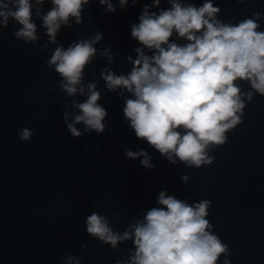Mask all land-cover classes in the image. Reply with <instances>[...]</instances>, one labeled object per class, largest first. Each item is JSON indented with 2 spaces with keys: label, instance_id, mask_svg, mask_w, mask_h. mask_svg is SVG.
<instances>
[{
  "label": "water",
  "instance_id": "1",
  "mask_svg": "<svg viewBox=\"0 0 264 264\" xmlns=\"http://www.w3.org/2000/svg\"><path fill=\"white\" fill-rule=\"evenodd\" d=\"M150 2L138 0L133 6L130 0L122 10L113 0L117 8L111 14L99 0H90L83 23L62 27L57 39L67 48L77 33L86 38L100 30L104 40L97 47L111 45L112 67L126 73L131 68L126 57L135 58L139 46L131 38L130 25L138 23L143 5ZM192 2L199 6L203 0ZM214 3L226 22L264 12V0H255L251 10L238 0ZM44 7L46 11L51 4ZM161 7H168L167 0ZM33 19L42 37L35 45L15 39L19 25L14 21L0 30V264H60L64 254L82 257V264H115L117 257L127 255L131 242L117 250L101 244L86 234V217L93 211L107 215L113 229L122 231L133 216L142 218L143 211L158 206L162 190L189 203L211 200L207 219L229 245L231 264H264V97L256 95L247 104L243 123L210 153L214 163L200 168L172 165L137 139L124 119L123 99L109 93L102 80L99 103L108 111L104 122L114 131L74 138L63 121V106L71 98L56 87L59 77L46 67L55 45L41 50L47 36L41 21ZM260 23L264 30V21ZM105 66V59L97 57L86 69L85 83L99 80ZM49 85L55 91H49ZM243 87L247 90L248 85ZM77 127L82 130V125ZM22 128L34 131L31 140L19 139ZM126 146L148 151L155 169L126 158ZM184 174L189 176L187 185L180 179ZM82 244H87V252H81Z\"/></svg>",
  "mask_w": 264,
  "mask_h": 264
},
{
  "label": "clouds",
  "instance_id": "2",
  "mask_svg": "<svg viewBox=\"0 0 264 264\" xmlns=\"http://www.w3.org/2000/svg\"><path fill=\"white\" fill-rule=\"evenodd\" d=\"M130 0H118L125 9ZM138 0H131L135 6ZM251 10L255 0H238ZM50 3L51 8L45 9ZM90 0H0V30L10 21L19 25L15 39L37 44L42 37L33 17L41 21L47 40L40 44L43 51L49 44L51 55L46 67L59 77V88L70 104L63 106V121L74 138L95 132H110L104 122L107 109L99 101L100 80L109 93L123 99V115L137 139L146 141L172 165L187 168L212 165L210 155L228 141L227 133L243 123L245 108L256 95L264 97V12L238 20L220 19L222 9L214 0H203L197 6L192 0H162L145 3L138 23L130 25L131 38L138 42L132 55L126 57L131 68L117 73L112 65L115 56L111 45L98 48L104 40L100 30L76 40L67 48L57 39L62 27L83 23V13ZM106 13L114 14L113 0H99ZM153 9H156L155 11ZM100 57L106 65L99 80L85 83L89 65ZM243 84H247L245 90ZM49 91H55L49 85ZM78 97H84L81 102ZM82 125V130L77 127ZM17 135L27 142L35 135L22 128ZM130 160L139 159L141 167L152 170L156 164L143 148L133 151L125 147ZM181 182L189 183L187 174ZM157 205L143 211L142 218L132 217L122 231L114 230L107 215L93 211L86 217V234L117 250L131 242L124 258L115 264H231L232 252L214 232L207 219L212 201L202 199L189 203L167 190L157 194ZM117 216L112 213L113 219ZM53 242L56 238L53 237ZM87 252V244L80 246ZM60 264H82V257L64 254Z\"/></svg>",
  "mask_w": 264,
  "mask_h": 264
}]
</instances>
